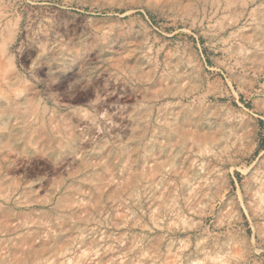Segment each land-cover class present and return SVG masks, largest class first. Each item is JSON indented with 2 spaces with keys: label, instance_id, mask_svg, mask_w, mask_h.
Listing matches in <instances>:
<instances>
[{
  "label": "rangeland",
  "instance_id": "1",
  "mask_svg": "<svg viewBox=\"0 0 264 264\" xmlns=\"http://www.w3.org/2000/svg\"><path fill=\"white\" fill-rule=\"evenodd\" d=\"M0 264H264V0H0Z\"/></svg>",
  "mask_w": 264,
  "mask_h": 264
}]
</instances>
